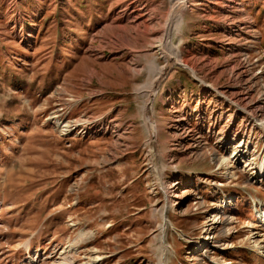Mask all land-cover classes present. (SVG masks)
Instances as JSON below:
<instances>
[{
  "label": "rangeland",
  "instance_id": "1",
  "mask_svg": "<svg viewBox=\"0 0 264 264\" xmlns=\"http://www.w3.org/2000/svg\"><path fill=\"white\" fill-rule=\"evenodd\" d=\"M244 106L264 0H0V264H264Z\"/></svg>",
  "mask_w": 264,
  "mask_h": 264
},
{
  "label": "bare ground",
  "instance_id": "2",
  "mask_svg": "<svg viewBox=\"0 0 264 264\" xmlns=\"http://www.w3.org/2000/svg\"><path fill=\"white\" fill-rule=\"evenodd\" d=\"M242 109L246 111V113L248 114V118L255 120L256 123L261 127V130L264 131V117L258 118V116H257V112L260 110V108L258 106H256L255 108H253V107H248L247 108V107L244 106V108L242 107ZM149 122H150L151 129L154 130V125H153L152 120L150 118H149ZM67 127H68V125L65 123L64 125H62V130H67ZM239 147H242V146L241 145H237L236 148H239ZM240 151L241 150H237L236 149L235 152H234V156L233 157H238L239 154H240ZM263 170L264 169H262V166H260L259 172L261 173V172H263ZM259 176H261V175H259ZM262 209L259 210L261 212L258 211L259 212V217H260L259 220H262V218H264V207ZM257 218H258V216H257ZM210 220L214 221L215 220V216L212 219H210Z\"/></svg>",
  "mask_w": 264,
  "mask_h": 264
}]
</instances>
